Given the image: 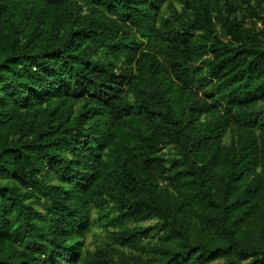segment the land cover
<instances>
[{
	"label": "trees",
	"instance_id": "16d2710c",
	"mask_svg": "<svg viewBox=\"0 0 264 264\" xmlns=\"http://www.w3.org/2000/svg\"><path fill=\"white\" fill-rule=\"evenodd\" d=\"M0 264H264V0H0Z\"/></svg>",
	"mask_w": 264,
	"mask_h": 264
}]
</instances>
